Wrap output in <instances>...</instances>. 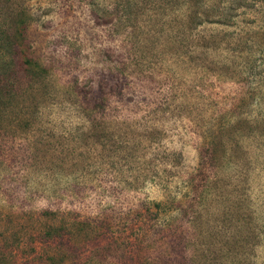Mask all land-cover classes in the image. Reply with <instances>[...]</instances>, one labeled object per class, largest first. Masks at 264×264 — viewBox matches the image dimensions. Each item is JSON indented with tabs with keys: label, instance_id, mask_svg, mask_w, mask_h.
Returning a JSON list of instances; mask_svg holds the SVG:
<instances>
[{
	"label": "rangeland",
	"instance_id": "rangeland-1",
	"mask_svg": "<svg viewBox=\"0 0 264 264\" xmlns=\"http://www.w3.org/2000/svg\"><path fill=\"white\" fill-rule=\"evenodd\" d=\"M7 77L10 264H264V0H0Z\"/></svg>",
	"mask_w": 264,
	"mask_h": 264
},
{
	"label": "trees",
	"instance_id": "trees-1",
	"mask_svg": "<svg viewBox=\"0 0 264 264\" xmlns=\"http://www.w3.org/2000/svg\"><path fill=\"white\" fill-rule=\"evenodd\" d=\"M224 6H221L218 8V11H215V13L217 12V14H213L212 12H210V22H219V23H223V24H228L230 22V19H228V17L232 16V14L228 13L227 15L225 14V9H223ZM237 9V8H236ZM226 17V18H225ZM232 19V18H231ZM23 26V23L20 25ZM20 28V27H19ZM13 44V42H11ZM17 44V42L15 44H13L14 46ZM15 62V57L13 59V63ZM27 63L28 65L31 64V60L28 57H24L23 58V63ZM33 68L38 74H40L41 70L43 69L40 64L38 63H33V66L31 67ZM11 78L7 77V81L6 84H0V119H1V113H3V110L7 109V107L11 104L10 102H12L13 99V94H11L10 92V84L12 83V81H10ZM44 215H57V212H45ZM83 224V223H81ZM66 229L71 230L73 229V226H64L61 229H52V230H48L47 232H45L47 235V239L48 240H52L55 239L57 237H62L63 235H65V231ZM46 240V241H48ZM15 254V250H11L8 248H2V250H0V264H10V261H12V256ZM7 261V262H6ZM9 261V262H8Z\"/></svg>",
	"mask_w": 264,
	"mask_h": 264
}]
</instances>
